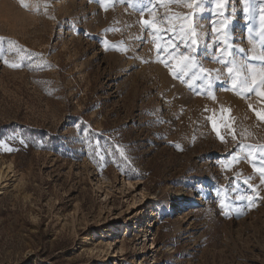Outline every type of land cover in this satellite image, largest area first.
Masks as SVG:
<instances>
[{
  "label": "rangeland",
  "instance_id": "rangeland-1",
  "mask_svg": "<svg viewBox=\"0 0 264 264\" xmlns=\"http://www.w3.org/2000/svg\"><path fill=\"white\" fill-rule=\"evenodd\" d=\"M262 75L264 0H0V264H264Z\"/></svg>",
  "mask_w": 264,
  "mask_h": 264
},
{
  "label": "bare ground",
  "instance_id": "bare-ground-1",
  "mask_svg": "<svg viewBox=\"0 0 264 264\" xmlns=\"http://www.w3.org/2000/svg\"><path fill=\"white\" fill-rule=\"evenodd\" d=\"M0 176L2 177V179L4 178V175L0 172ZM180 200V197H179V195H174L173 196V199H172V204H171V208H172V210L175 208V205H176V203L178 202ZM194 204H192V208H197V207H200V206H203V203H200L199 202V200H195L194 202H193ZM139 206L141 207V209L140 210H138V212L140 211V213L139 214H137L136 215V219L138 220V222H137V224L136 225H134V226H131L130 225V228L132 227V229L134 230V229H136V230H138V236H140L141 235V230H142V227H148V231H147V234L148 233H151V228H150V226H149V224H148V222H149V209H147V205L146 204H144L143 202H142V200H141V202H139ZM184 206H190L187 202H184ZM134 209H135V207H133ZM136 220V221H137ZM133 225V224H132ZM138 226V227H137ZM121 227H122V224H121V222H116L115 224H113L112 226H111V228H112V230H111V232H110V235L113 237L111 240H110V245H109V247L110 248H112V245L116 242V240H117V238H118V236H119V233H120V231H121ZM118 230V232L116 233V231ZM99 233H101V232H99ZM152 235H150V237H151ZM113 264V263H111V261L110 260H108V262H106V264Z\"/></svg>",
  "mask_w": 264,
  "mask_h": 264
},
{
  "label": "snow or ice",
  "instance_id": "snow-or-ice-1",
  "mask_svg": "<svg viewBox=\"0 0 264 264\" xmlns=\"http://www.w3.org/2000/svg\"><path fill=\"white\" fill-rule=\"evenodd\" d=\"M22 2H23V0H22ZM145 23H147V21H145ZM153 27H155V26L153 25ZM5 63H7V61H5ZM10 66L11 67H19L20 65L19 64H11ZM228 71L231 74L233 69L230 67L228 69ZM252 84H255L256 87L259 89H264V75H262L261 79L258 82L256 81L255 77H253ZM252 84H249L248 81L245 80V81H243L242 86H246L247 90L249 92H251V91H253ZM235 86H236V81H233V87H235ZM258 94L261 95L262 97H264V91H261ZM256 115L259 119L264 120V112H256ZM213 127L215 128V122L213 123ZM217 134L219 135V132H217ZM221 139H223V138L221 137ZM261 153H262V156H264V149H261ZM233 159H235V157H233ZM256 170L261 173L262 179H264V165L257 168ZM240 199L248 200L251 203L252 197L251 196H241ZM221 207H224L223 203L221 204Z\"/></svg>",
  "mask_w": 264,
  "mask_h": 264
}]
</instances>
